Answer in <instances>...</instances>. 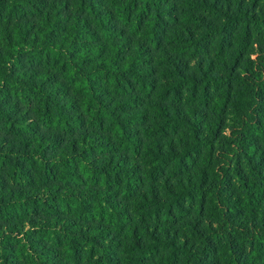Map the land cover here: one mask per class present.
Returning a JSON list of instances; mask_svg holds the SVG:
<instances>
[{
	"label": "trees",
	"instance_id": "16d2710c",
	"mask_svg": "<svg viewBox=\"0 0 264 264\" xmlns=\"http://www.w3.org/2000/svg\"><path fill=\"white\" fill-rule=\"evenodd\" d=\"M261 32L264 0H0V264H264Z\"/></svg>",
	"mask_w": 264,
	"mask_h": 264
},
{
	"label": "rangeland",
	"instance_id": "374dc122",
	"mask_svg": "<svg viewBox=\"0 0 264 264\" xmlns=\"http://www.w3.org/2000/svg\"><path fill=\"white\" fill-rule=\"evenodd\" d=\"M261 33H262V32H261ZM261 36H264V33H262V35H260V36H257V38H252V37H251V42H252V43H255V44H256V43H260V42H261ZM122 239H125V238L122 237ZM122 245H124V240L121 241V245H120L119 248H121ZM116 253H117V256H118L119 259H120V264H124V259H122V258L120 257L121 254H122V252L118 250Z\"/></svg>",
	"mask_w": 264,
	"mask_h": 264
}]
</instances>
